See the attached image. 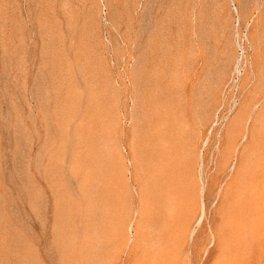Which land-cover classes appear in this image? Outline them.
Returning a JSON list of instances; mask_svg holds the SVG:
<instances>
[{
  "label": "rangeland",
  "instance_id": "rangeland-1",
  "mask_svg": "<svg viewBox=\"0 0 264 264\" xmlns=\"http://www.w3.org/2000/svg\"><path fill=\"white\" fill-rule=\"evenodd\" d=\"M0 264H264V0H0Z\"/></svg>",
  "mask_w": 264,
  "mask_h": 264
},
{
  "label": "bare ground",
  "instance_id": "bare-ground-1",
  "mask_svg": "<svg viewBox=\"0 0 264 264\" xmlns=\"http://www.w3.org/2000/svg\"><path fill=\"white\" fill-rule=\"evenodd\" d=\"M252 158V157H251ZM250 169V168H249Z\"/></svg>",
  "mask_w": 264,
  "mask_h": 264
}]
</instances>
